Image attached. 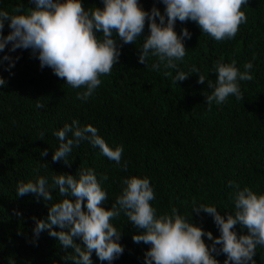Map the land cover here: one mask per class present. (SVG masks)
<instances>
[{"label":"trees","instance_id":"1","mask_svg":"<svg viewBox=\"0 0 264 264\" xmlns=\"http://www.w3.org/2000/svg\"><path fill=\"white\" fill-rule=\"evenodd\" d=\"M17 2L0 0V8L11 12ZM23 3L25 9L30 7L29 0ZM82 3L85 8L102 6L101 0ZM140 3L145 9L155 3L163 10L159 0ZM242 10L247 22L230 40L216 41L192 21L175 24L177 34L181 28L191 33L184 41L186 55L178 62L181 71L187 73L195 66L214 82L218 61L234 60L241 70L244 63H253V79L240 82L243 99L229 97L224 104H213L211 111L204 97L211 89H207V81L197 83L198 74L175 83V70L154 72L138 62L142 38L122 46L118 64L110 75L100 77L101 85L87 102L76 98L82 89L71 88L50 68L41 69L29 51L11 53L20 57L11 74L0 65V77L6 80L0 87V264H74L65 259L72 250H63L47 231L38 239L33 237L34 218L47 215L45 204L31 194L15 195L19 182L35 179L37 174L51 177L91 168L98 179L106 175L101 181L109 197L105 208L115 202L122 178L147 177L154 188L152 205L158 215L170 213L172 208L182 215L191 213V221L213 236L219 232L212 217L192 212L193 200L213 204L223 214L234 210L230 196L235 189L229 181L264 192V0H248ZM8 31L6 24L5 34ZM147 31L146 23L145 34ZM38 102L45 107L38 109ZM73 120L96 127L110 146L123 145L121 164L126 163L127 170L86 141L73 149L69 164L53 162L52 151L58 145L53 132ZM45 149L48 155L41 156ZM53 195L55 199L56 193ZM126 220L121 214L113 221L121 226L124 247L113 264H143L148 246L133 242L137 229ZM236 231L246 233L239 225ZM202 239L210 243L206 237ZM216 259L223 264L225 256L221 253ZM92 260L93 264H107L95 253ZM254 260L264 264V247H257Z\"/></svg>","mask_w":264,"mask_h":264},{"label":"clouds","instance_id":"2","mask_svg":"<svg viewBox=\"0 0 264 264\" xmlns=\"http://www.w3.org/2000/svg\"><path fill=\"white\" fill-rule=\"evenodd\" d=\"M159 3L163 5L162 11L155 3L145 9L140 0H101V7L87 8L82 0H29L30 7L25 9L23 0H18L11 12L0 8V53H3L0 65L11 74L20 58L11 53L27 50L41 69L50 68L71 88L82 89L76 98L87 102L101 85L100 77L110 75L113 65L118 64L122 46L142 38L137 48L138 62L154 72L162 68L175 70V83L198 74L197 83L207 81V89H211L210 93L204 92L209 111L213 104H224L229 97L241 101L244 96L240 82L253 79L250 71L253 63H244L241 70L234 60L218 61L214 65V82L195 66L187 73L181 71L178 62L186 55L184 41L191 38V33L181 28L177 34L175 24L192 21L214 40H230L240 25L247 22L242 6L248 0H159ZM5 84L6 80L0 77V87ZM36 107L43 109L45 105L38 102ZM53 135L58 140L51 155L53 162L69 164L73 149L86 141L127 170V164H121L123 145L110 146L91 124L81 125L73 120L56 129ZM40 136L43 139L44 133ZM47 155L46 149L41 150V156ZM106 179V175L98 179L93 169L84 168L76 174L57 173L51 177L37 174L35 179L19 182L16 196L31 194L47 207L45 218H34L33 237L38 239L47 231L63 250H72L65 259L74 264H93V253L99 261L113 264L124 252L121 226L113 223L123 214L126 222L137 229L132 235L133 242L148 246L143 264H219L216 256L221 253L225 256L223 264H256V249L264 247V192L247 186L241 188L229 181V186L235 189L230 196L234 210L223 214L213 204L193 200L192 212L212 217L219 232L213 236L211 231L191 221V213L182 215L172 208L170 213L158 215L152 205L156 198L154 188L147 177L122 178L115 202L105 208L103 204L109 197L101 181ZM237 225L246 229V233L238 235ZM202 237L210 243L206 244Z\"/></svg>","mask_w":264,"mask_h":264}]
</instances>
